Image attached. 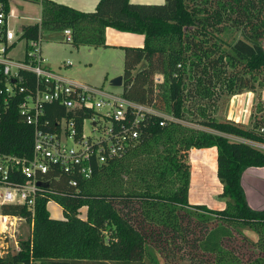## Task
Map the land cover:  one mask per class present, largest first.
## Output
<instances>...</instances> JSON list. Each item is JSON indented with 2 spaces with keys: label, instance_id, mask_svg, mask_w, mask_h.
<instances>
[{
  "label": "trees",
  "instance_id": "trees-1",
  "mask_svg": "<svg viewBox=\"0 0 264 264\" xmlns=\"http://www.w3.org/2000/svg\"><path fill=\"white\" fill-rule=\"evenodd\" d=\"M1 1L8 10L9 0ZM35 1L40 22L21 27L24 40L68 29L71 47L98 49L107 47L108 28L143 35L142 47L121 48V96L178 121L161 126V118H146L126 152L93 163L88 180L60 170L48 175L33 213L2 206L1 215L31 225V236L0 264H264V211L248 206L241 187L246 169L264 168V153L250 144L264 145V86L258 82L264 0H100L92 12ZM245 92L257 99L249 127L213 115ZM64 115L63 108L45 106L49 128ZM32 145V128L12 108L0 120V152L30 158ZM210 148L216 149L222 210L188 201V153ZM51 201L62 209V220L49 216Z\"/></svg>",
  "mask_w": 264,
  "mask_h": 264
},
{
  "label": "built area",
  "instance_id": "built-area-1",
  "mask_svg": "<svg viewBox=\"0 0 264 264\" xmlns=\"http://www.w3.org/2000/svg\"><path fill=\"white\" fill-rule=\"evenodd\" d=\"M9 17V10L0 0V120L16 107L20 120L33 130V145L30 158L0 152V209L6 205L22 206L33 213L36 200L44 196L48 175L60 170L88 180L93 163L106 164L126 152L138 139L139 127L146 118H161V126L178 121L127 100L121 93L115 95L102 88L76 84L54 73L43 55L40 36L26 40L22 59L12 58L18 38L9 27ZM63 33L65 42L71 43V31ZM66 66H71V62L67 61ZM47 105L65 111L63 117L55 119L54 128H49L52 124L44 116ZM86 121L92 122V132H101L104 137L87 136ZM68 141L74 147H69ZM70 184L77 186L76 181ZM12 218L15 223L24 221L0 212V233L16 227ZM19 249L17 244L14 253Z\"/></svg>",
  "mask_w": 264,
  "mask_h": 264
},
{
  "label": "rangeland",
  "instance_id": "rangeland-1",
  "mask_svg": "<svg viewBox=\"0 0 264 264\" xmlns=\"http://www.w3.org/2000/svg\"><path fill=\"white\" fill-rule=\"evenodd\" d=\"M9 27L16 36L17 42L14 46L11 56L14 59H22L23 54L26 51L27 41L21 39V27L25 25L38 24L40 22V5L35 0H9ZM228 36V35H227ZM61 40H55L59 38ZM229 37V36H228ZM241 36L238 33L236 39ZM227 40V37H224ZM42 43V50H51L53 46H56L58 50V61H69L71 66H66L61 70L57 69L62 75L71 77L74 83L77 84H89L99 86L103 91L109 92L115 95H120L121 88L112 87L110 81L123 74V51L122 49H93L89 47H80L79 53L76 49L71 48L69 44L65 42V36L63 32H43L40 35ZM229 40V39H228ZM264 48V42H262ZM59 62V63H60ZM50 62L48 61V64ZM54 68L56 65L54 64ZM118 75V76H115ZM260 80H263L264 86V73H261ZM264 91V90H263ZM261 94V93H260ZM256 96V95H255ZM256 98V97H255ZM261 101V99L259 98ZM231 98L228 104H224L220 107L219 111H215L213 115L217 119H223L229 109ZM257 103L255 99L254 103ZM264 104V103H263ZM92 123V122H91ZM89 121L85 122V134L92 138H103L104 135L101 132H92L91 124ZM191 129L202 130V128L195 124H186ZM69 147H74L71 141L67 142ZM254 147L260 149L264 153V145L254 144ZM187 163L190 165V188L188 201L191 205H204L211 210H222L225 208V202L218 195L216 190V184H220L216 177V170L214 171V158L204 157V160L198 162L196 158L192 161L187 159ZM192 167V168H191ZM215 180L213 182L212 180ZM204 180V181H203ZM206 180V181H205ZM221 186V185H220ZM222 187V186H221ZM245 190L248 191V186H245ZM249 198L253 197V194L248 195ZM251 200V205H254L255 197ZM254 200V201H253ZM46 210L49 216L55 220H62V209L54 201L47 204ZM79 216L85 218V209L80 211ZM16 231V230H15ZM14 234V236H13ZM31 236V225L25 221H22L18 226V234L13 232L12 229H5L0 233V257H4L7 254H13L14 241L19 246V241H25ZM250 236H253L250 234ZM160 264H163L162 261Z\"/></svg>",
  "mask_w": 264,
  "mask_h": 264
},
{
  "label": "crops",
  "instance_id": "crops-1",
  "mask_svg": "<svg viewBox=\"0 0 264 264\" xmlns=\"http://www.w3.org/2000/svg\"><path fill=\"white\" fill-rule=\"evenodd\" d=\"M50 1L71 7L73 9H76V10H79L82 12H92L95 10L96 5L98 4V2L100 0H50ZM130 1L132 3H136V4H162L164 2V0H130ZM8 10H9V7H8ZM55 40H61V39L59 37V38H56ZM105 42L107 45L106 49H120L121 50L122 47H142L143 43H144V36L140 35V34L122 33V32H118L114 29L108 28L105 31ZM56 48H57L56 46H53L51 50H46V51L42 50L43 55L50 62L48 64V68L51 71H53L54 73L65 78L66 80H69V81L74 80L71 77L66 76V75H62L61 73L58 72L57 69L61 70L62 68L66 67L67 61H63V62L58 61V58H59L58 57V50ZM71 48H73V47H71ZM74 49H76V52L79 53L80 47L74 48ZM98 49H100V48H98ZM54 64L56 65V68H54ZM115 76H118V75H115ZM87 85H89V84H87ZM90 86H92V85H90ZM94 87L101 88L99 86H94ZM255 97H256L255 94H253L251 92H245V93H242L240 95L232 96L229 109H228L224 118L229 120V121H234L236 123L242 124L245 127H249L251 124V107H252V105L256 99ZM260 99H261V102L264 103V91L261 92ZM228 138L230 140H233V141L243 142V140L238 139V138H234V137H228ZM250 144L253 146L255 143H250ZM210 156L214 158L215 164L213 167H214V171H215L216 170V149L215 148L203 149V150L192 149L188 153V158H190L192 161L196 158V160L198 162H200L201 160H204V157L209 158ZM190 165L191 164H189V166ZM190 181H192L191 178H190ZM212 181L215 182L214 179ZM220 185L221 184H219V185L216 184V186H215L216 190L218 191V195L222 191V187ZM189 188H190V186H189ZM244 188H246V187H244ZM254 197H255L254 194H253L252 198H249V196L247 197V201L249 202L250 206H254V205H251V200H250V199H254ZM199 205H201V204H199ZM9 219H11V218H9ZM14 223H15V220H14ZM20 223L21 222H17V220H16V223H15L16 227L13 228L14 233L18 234V226ZM13 236H14V234H13ZM20 242L21 241H19V244H20ZM14 246H17L16 241H14Z\"/></svg>",
  "mask_w": 264,
  "mask_h": 264
},
{
  "label": "water",
  "instance_id": "water-1",
  "mask_svg": "<svg viewBox=\"0 0 264 264\" xmlns=\"http://www.w3.org/2000/svg\"><path fill=\"white\" fill-rule=\"evenodd\" d=\"M123 84V77L119 76L110 81L112 87L121 88ZM245 186H248V191L245 190ZM241 187L244 189L245 197L249 194H254L255 201L254 206H248L254 211H264V168H248L241 176Z\"/></svg>",
  "mask_w": 264,
  "mask_h": 264
}]
</instances>
